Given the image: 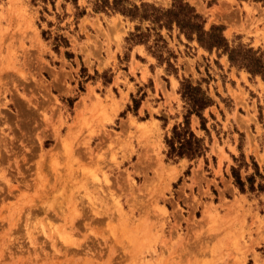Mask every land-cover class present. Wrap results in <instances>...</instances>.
<instances>
[{
	"label": "rangeland",
	"instance_id": "rangeland-1",
	"mask_svg": "<svg viewBox=\"0 0 264 264\" xmlns=\"http://www.w3.org/2000/svg\"><path fill=\"white\" fill-rule=\"evenodd\" d=\"M128 1L146 14L172 2ZM183 1L264 65V0ZM181 78L212 100L205 130L189 116L207 147L190 161L167 159L163 142L186 111ZM262 147L260 77L174 24L98 0H0V264H264V195L230 172H262Z\"/></svg>",
	"mask_w": 264,
	"mask_h": 264
},
{
	"label": "trees",
	"instance_id": "trees-1",
	"mask_svg": "<svg viewBox=\"0 0 264 264\" xmlns=\"http://www.w3.org/2000/svg\"><path fill=\"white\" fill-rule=\"evenodd\" d=\"M98 1L103 8L119 12L130 19L138 17L139 19L148 20L150 23L156 24V28H169L170 25L174 24L177 31L183 34L187 40L195 39L199 46L207 50L214 48L221 51L227 56V60L231 65L244 68L251 76L258 75L264 83L262 54H256V51L250 48H243L239 51L241 54L238 55L239 52L235 48H230L222 36V27L212 24L205 30L203 28V17L186 1L172 0L170 6L166 9L152 7L151 11L153 12L151 14L138 12V7L129 3L128 0ZM158 41H161L162 44L164 43L159 34H157V39L154 40V43ZM146 42V40H138V43L146 44ZM177 92L181 100L186 104V111L182 115V120L179 123L173 124L169 130V134L164 137L163 142L166 147L165 157L170 160L186 158L190 161L201 156L203 157L207 147L204 145L202 138L196 136L190 129L189 116L191 114L195 115L199 120L200 128L205 130L202 110L211 105L212 100L204 90L198 85H192L186 78L179 80ZM252 165L253 171L245 175L244 180L240 179L234 167H230L233 183L240 192L245 191L254 193L255 195H264V170L259 172L253 161Z\"/></svg>",
	"mask_w": 264,
	"mask_h": 264
},
{
	"label": "crops",
	"instance_id": "crops-1",
	"mask_svg": "<svg viewBox=\"0 0 264 264\" xmlns=\"http://www.w3.org/2000/svg\"><path fill=\"white\" fill-rule=\"evenodd\" d=\"M140 48H142V46H139V45H135V48L133 49V52L132 53H130V55H129V61H128V64H127V72L128 73H125V74H127V75H130L131 76V74L132 73H130L129 72V69H130V66L132 67V65H133V63H132V59L133 60H135V55H142V54H140L138 51H139V49ZM141 51H143V48H142V50ZM143 57V56H142ZM146 62V63H145ZM138 63H139V66H143V65H145L146 67L149 65V62L148 61H138ZM134 77H135V80L138 82V83H140V82H145V80H146V78H148L149 77V72H148V69L146 68V72H142V68H140V67H135V69H134ZM163 89L166 91V89H165V86L164 85H162V84H160L159 86H152V88H151V90L149 91V93H150V95H154V94H156V96H157V98H158V101H154V105H153V107L152 108H157V107H159V111L161 112V108H162V103H164V101L161 99V97H163ZM160 95H161V97H160ZM158 103H159V105H158ZM142 106H144V104H142L141 105V107ZM150 120H153L154 121V124L153 125H155V127H157V128H160V126H159V120L158 119H156V118H149V117H146L145 119H143V120H140L139 122L140 123H142V124H150L151 123V121ZM173 122V121H172ZM147 124V125H148ZM170 125V123H166V126L164 127V129H167V127ZM263 147L261 148V153L263 152ZM182 160V159H181Z\"/></svg>",
	"mask_w": 264,
	"mask_h": 264
}]
</instances>
